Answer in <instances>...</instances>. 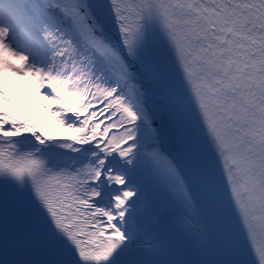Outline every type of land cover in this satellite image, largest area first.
<instances>
[{
  "label": "snow or ice",
  "instance_id": "6c2138e0",
  "mask_svg": "<svg viewBox=\"0 0 264 264\" xmlns=\"http://www.w3.org/2000/svg\"><path fill=\"white\" fill-rule=\"evenodd\" d=\"M0 264H264V0H0Z\"/></svg>",
  "mask_w": 264,
  "mask_h": 264
},
{
  "label": "rangeland",
  "instance_id": "374dc122",
  "mask_svg": "<svg viewBox=\"0 0 264 264\" xmlns=\"http://www.w3.org/2000/svg\"><path fill=\"white\" fill-rule=\"evenodd\" d=\"M20 86L26 88V87H27V84H26L25 82L21 81V82H20Z\"/></svg>",
  "mask_w": 264,
  "mask_h": 264
},
{
  "label": "water",
  "instance_id": "95a60500",
  "mask_svg": "<svg viewBox=\"0 0 264 264\" xmlns=\"http://www.w3.org/2000/svg\"><path fill=\"white\" fill-rule=\"evenodd\" d=\"M249 259H252V257L250 256Z\"/></svg>",
  "mask_w": 264,
  "mask_h": 264
}]
</instances>
